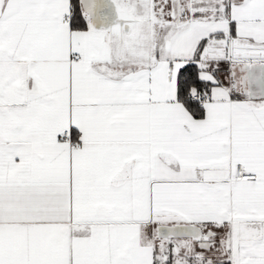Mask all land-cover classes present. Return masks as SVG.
Returning a JSON list of instances; mask_svg holds the SVG:
<instances>
[{
    "label": "snow or ice",
    "instance_id": "6c2138e0",
    "mask_svg": "<svg viewBox=\"0 0 264 264\" xmlns=\"http://www.w3.org/2000/svg\"><path fill=\"white\" fill-rule=\"evenodd\" d=\"M0 264H264V0H0Z\"/></svg>",
    "mask_w": 264,
    "mask_h": 264
}]
</instances>
